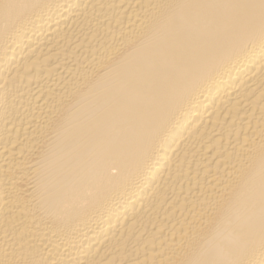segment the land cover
Instances as JSON below:
<instances>
[{
    "label": "bare ground",
    "instance_id": "6f19581e",
    "mask_svg": "<svg viewBox=\"0 0 264 264\" xmlns=\"http://www.w3.org/2000/svg\"><path fill=\"white\" fill-rule=\"evenodd\" d=\"M0 264H264V0H0Z\"/></svg>",
    "mask_w": 264,
    "mask_h": 264
}]
</instances>
